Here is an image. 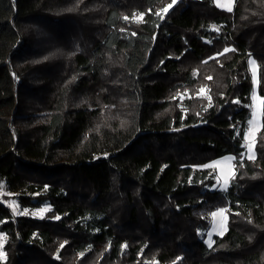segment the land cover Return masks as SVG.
I'll return each instance as SVG.
<instances>
[{
	"label": "trees",
	"instance_id": "16d2710c",
	"mask_svg": "<svg viewBox=\"0 0 264 264\" xmlns=\"http://www.w3.org/2000/svg\"><path fill=\"white\" fill-rule=\"evenodd\" d=\"M169 4L0 0L2 264H264V0Z\"/></svg>",
	"mask_w": 264,
	"mask_h": 264
},
{
	"label": "rangeland",
	"instance_id": "374dc122",
	"mask_svg": "<svg viewBox=\"0 0 264 264\" xmlns=\"http://www.w3.org/2000/svg\"><path fill=\"white\" fill-rule=\"evenodd\" d=\"M214 4L221 10L226 12H231L229 9L235 6V0H214ZM248 66L250 69V75L252 80V117L250 122V129L246 134V146H245V153L243 157L246 159H251L254 157V140H255V133L260 127V117H261V104L262 101L260 99V95L258 94V87H259V76H260V68L256 64V62L249 58ZM203 92L199 95L202 96ZM233 157L227 156L222 157L219 160L213 161L208 163L207 166L215 167L217 169V184L215 189L219 191H225L228 188L230 177L233 174V165H232ZM206 166V167H207ZM0 203L5 205L11 214L15 217H28L31 219H43L46 217L47 213L49 212V206L44 204L39 206L38 208H24L22 209L17 200L12 196V194H8L0 189ZM44 209V211H41ZM215 215L211 216L210 227L205 235V242L210 245L213 236H221L224 231L226 230V209H220L214 212ZM4 239L5 237L0 233V264L5 262L6 257L4 255L3 246H4Z\"/></svg>",
	"mask_w": 264,
	"mask_h": 264
},
{
	"label": "snow or ice",
	"instance_id": "6c2138e0",
	"mask_svg": "<svg viewBox=\"0 0 264 264\" xmlns=\"http://www.w3.org/2000/svg\"><path fill=\"white\" fill-rule=\"evenodd\" d=\"M176 2H177V0H172V4H169L168 7L164 9V12H168V10L171 9ZM229 11H231V9H229ZM125 19H127V17H125ZM133 34H135V33H133ZM225 51H228V49H225ZM45 59H47V57H45ZM233 102L234 103H239L238 100L237 101H233ZM41 211H44V209H41ZM213 215H215V213H213Z\"/></svg>",
	"mask_w": 264,
	"mask_h": 264
}]
</instances>
